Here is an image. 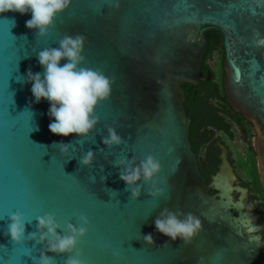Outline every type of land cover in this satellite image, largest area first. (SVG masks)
I'll return each mask as SVG.
<instances>
[{
    "label": "water",
    "instance_id": "obj_1",
    "mask_svg": "<svg viewBox=\"0 0 264 264\" xmlns=\"http://www.w3.org/2000/svg\"><path fill=\"white\" fill-rule=\"evenodd\" d=\"M29 19L31 13L0 14V264H33L34 257L38 264L43 250L4 235L17 210L31 220L26 233L36 230L37 216L53 214L63 234L66 223L79 227L86 215L90 224L78 245L86 264H198L201 257L203 264H264L261 216L247 210L249 189L238 184L228 149L216 144L220 162L209 183L200 171L183 88L211 80L201 69L208 33L219 32L226 100L254 128L264 188V44L256 43L264 40V0H71L43 38L25 26ZM76 34L86 37L81 66L114 80L110 97L95 109V139L51 133L49 103H35L31 84L18 81L29 69L43 72L39 51ZM107 126L116 128L121 145L103 144ZM54 142L75 148L64 155ZM88 150L93 164L80 167ZM148 155L161 163L156 182L164 195L153 198L144 185L133 200L111 162ZM165 207L200 218L202 230L191 244L156 231ZM149 233L154 244L142 240ZM48 255L54 264L67 259Z\"/></svg>",
    "mask_w": 264,
    "mask_h": 264
},
{
    "label": "clouds",
    "instance_id": "obj_2",
    "mask_svg": "<svg viewBox=\"0 0 264 264\" xmlns=\"http://www.w3.org/2000/svg\"><path fill=\"white\" fill-rule=\"evenodd\" d=\"M70 4L71 0H0V14L31 13V19L25 22V26L36 30L35 35L43 38L55 27L56 18ZM24 38L27 39L26 36ZM85 41L86 37L83 34L64 35L58 41V47H46L37 53L42 73H33L29 69L26 78L18 80L31 84L35 103L38 104L42 100L49 103L48 116L52 122L48 127L51 133L64 137L76 134L81 140L89 136L95 139L94 132L100 122L95 109L110 97L114 83V80L101 70L81 66L85 61L82 54ZM256 43L264 44V40H257ZM62 60L66 62L61 64ZM107 133L108 135L102 139L108 149L123 143V138L118 135L116 128L107 126ZM51 147H57L61 154L67 155L70 148L74 149L75 145L54 142ZM94 158L95 153L88 150L78 161L80 167H90ZM111 163L119 167L120 179L126 185L125 190L130 191L131 199L140 197L144 185L150 186L148 195L153 198L164 195V189L158 188L156 182V177L161 171V163L154 156L148 155L139 162L136 156L131 160L124 156ZM92 179L94 181L95 178ZM138 181L142 183L138 184ZM9 220L4 235L6 237L10 235L15 245L23 246L26 241H35L36 244L43 245V250L39 252L38 264H54V256L48 253L67 254L65 264H86L82 258V250L78 247L81 239L87 234L86 226L90 224L86 215L79 216L81 225L79 227L71 222L66 223L63 234L58 232L61 225L53 214L37 216L36 230L30 233H26V225L31 224V220L23 212L17 210L10 214ZM154 223L158 233L173 242L179 239L184 246L191 244L202 230V222L197 215L179 210L174 212L167 207L160 211ZM142 237L147 244L155 243L151 233ZM203 260L201 257L198 264H203ZM33 264H37L35 257Z\"/></svg>",
    "mask_w": 264,
    "mask_h": 264
},
{
    "label": "flooded vegetation",
    "instance_id": "obj_3",
    "mask_svg": "<svg viewBox=\"0 0 264 264\" xmlns=\"http://www.w3.org/2000/svg\"><path fill=\"white\" fill-rule=\"evenodd\" d=\"M254 136H255L254 128L250 123L246 121L244 122L239 121L238 118H236V116H230L228 118V122L226 126H223L222 128H217L211 125L207 127L198 126L194 135L195 141L194 142L192 140L191 141L193 144V149L197 156V160L201 172L202 171L208 172L209 167H211L215 163H217L216 167L219 165L220 149L216 147V144L218 142L222 143L228 149V155L234 167V172L239 179L238 184L249 189L248 198L246 200L247 210L253 213L260 214L261 216L263 228L260 230L259 234L261 235L262 241L264 243V188L261 183L259 170H258L257 155L254 150V144H253ZM190 137H191V132H190ZM237 141L240 142V145H236ZM243 155H247L246 158L248 159L250 158L251 160L252 158L254 159L253 165L250 162V166L253 169L255 180L257 181L258 186L262 190L263 196L261 198L258 195L259 193L254 190L253 185L249 182V178L246 174V171L244 170L243 171L248 181L246 183L241 181L238 168H242V167L239 165L237 161V157H242ZM254 191L258 195L263 208L260 207V209H257L258 208L257 206L250 210L248 204L252 199V194ZM260 252L264 255V244L260 248Z\"/></svg>",
    "mask_w": 264,
    "mask_h": 264
},
{
    "label": "trees",
    "instance_id": "obj_4",
    "mask_svg": "<svg viewBox=\"0 0 264 264\" xmlns=\"http://www.w3.org/2000/svg\"><path fill=\"white\" fill-rule=\"evenodd\" d=\"M209 45L205 55L202 72L206 76L208 72L212 74L209 82L202 86L191 89L190 85H184L186 90V112L191 118V140L194 142V135L198 126L207 127L214 126L222 128L226 126L230 116H236L239 121H245L241 115L232 110L226 100L223 86V58L224 50L222 46V35L219 32H209ZM216 56L218 58L217 69L210 65L211 59ZM215 163L209 167L208 172L202 171L206 175L207 182H210L211 176L217 171ZM214 194V191H211ZM257 209H260L258 206Z\"/></svg>",
    "mask_w": 264,
    "mask_h": 264
},
{
    "label": "rangeland",
    "instance_id": "obj_5",
    "mask_svg": "<svg viewBox=\"0 0 264 264\" xmlns=\"http://www.w3.org/2000/svg\"><path fill=\"white\" fill-rule=\"evenodd\" d=\"M217 62H218V58L216 56H214L211 59V61H210V65L214 69H217ZM236 145H240V142L237 141ZM240 155H241V153H240ZM246 156L247 155H243L242 157H237V161H238L239 165L243 168V169L242 168H238V172H239L241 181L245 182V183L248 181V179H247V177H246V175L244 173V171H246V174H247V176L249 178V182L253 185L254 190L259 193L258 195L261 198L263 196L262 190L258 186V183L255 180V175L253 173V169L250 166V162L253 165L254 159L253 158H252V160H251V158L248 159V158H246ZM237 175H238V173H237ZM255 191L253 192L252 199L250 200V202L248 204V207H249L250 210L255 208V207H257V206L263 208V206L261 205V201L259 200V197H258V195L256 194Z\"/></svg>",
    "mask_w": 264,
    "mask_h": 264
}]
</instances>
